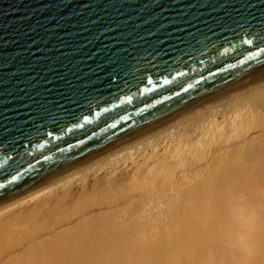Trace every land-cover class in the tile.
Listing matches in <instances>:
<instances>
[{
  "label": "water",
  "instance_id": "obj_1",
  "mask_svg": "<svg viewBox=\"0 0 264 264\" xmlns=\"http://www.w3.org/2000/svg\"><path fill=\"white\" fill-rule=\"evenodd\" d=\"M261 38L264 0H0V208L264 79Z\"/></svg>",
  "mask_w": 264,
  "mask_h": 264
},
{
  "label": "bare ground",
  "instance_id": "obj_2",
  "mask_svg": "<svg viewBox=\"0 0 264 264\" xmlns=\"http://www.w3.org/2000/svg\"><path fill=\"white\" fill-rule=\"evenodd\" d=\"M0 264H264V79L1 207Z\"/></svg>",
  "mask_w": 264,
  "mask_h": 264
},
{
  "label": "clouds",
  "instance_id": "obj_3",
  "mask_svg": "<svg viewBox=\"0 0 264 264\" xmlns=\"http://www.w3.org/2000/svg\"><path fill=\"white\" fill-rule=\"evenodd\" d=\"M238 213H240V215H239L240 220L242 222H247V221H245V218L242 215L243 209L238 210ZM236 243L242 252L249 251V249L251 247L250 238L247 235L243 234V232L237 233Z\"/></svg>",
  "mask_w": 264,
  "mask_h": 264
},
{
  "label": "snow or ice",
  "instance_id": "obj_4",
  "mask_svg": "<svg viewBox=\"0 0 264 264\" xmlns=\"http://www.w3.org/2000/svg\"><path fill=\"white\" fill-rule=\"evenodd\" d=\"M261 42L264 43V38H261ZM245 43L251 45L253 41L251 39H247L245 40ZM261 53H264V48H259V51L253 53V55L259 56ZM0 187H2V185H0Z\"/></svg>",
  "mask_w": 264,
  "mask_h": 264
}]
</instances>
